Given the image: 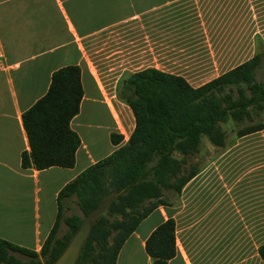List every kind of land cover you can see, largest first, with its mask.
Returning a JSON list of instances; mask_svg holds the SVG:
<instances>
[{
	"label": "crops",
	"instance_id": "1",
	"mask_svg": "<svg viewBox=\"0 0 264 264\" xmlns=\"http://www.w3.org/2000/svg\"><path fill=\"white\" fill-rule=\"evenodd\" d=\"M243 6L248 12L244 0H0V238L39 251L55 220L59 189L126 142L134 120L115 93L131 73L153 67L196 87L263 50L252 37L238 41L233 54L213 51L223 43L225 13L239 14ZM188 56L200 66L195 76L158 66L162 59ZM67 65L79 68L82 88L69 122L80 140L74 164L22 168L20 153L28 143L21 114L45 93L51 73ZM85 105L104 107L112 121L79 120ZM111 133L119 135L118 143L110 141ZM247 135L264 136V128L233 140ZM226 146L225 138L179 194L138 223L115 264H151L144 241L168 218L174 221L175 254L167 264H264L257 252L264 244V147ZM73 205V198L63 200L62 215L74 213ZM65 228L60 221L56 235Z\"/></svg>",
	"mask_w": 264,
	"mask_h": 264
},
{
	"label": "trees",
	"instance_id": "2",
	"mask_svg": "<svg viewBox=\"0 0 264 264\" xmlns=\"http://www.w3.org/2000/svg\"><path fill=\"white\" fill-rule=\"evenodd\" d=\"M261 69L263 77L257 79ZM81 96L77 66L51 73L45 93L21 114L28 143V150L20 153L22 168L73 166L80 140L69 122L78 113ZM118 96L134 120L126 142L59 189L55 220L39 251L0 238V264H50L81 219L97 206L75 264H115L121 245L138 223L179 194L198 173L200 164L192 158L201 149V139L223 147L226 135L221 123L229 118L243 124L252 113L264 110V49L196 87L179 74L146 67L123 79ZM262 128L264 121L244 124L234 130V136ZM110 141L118 143L119 135L111 133ZM70 198L80 215H62V202ZM60 221L66 228L57 236ZM144 250L151 264H167L175 254L173 219L150 232ZM257 252L264 259V244Z\"/></svg>",
	"mask_w": 264,
	"mask_h": 264
},
{
	"label": "rangeland",
	"instance_id": "3",
	"mask_svg": "<svg viewBox=\"0 0 264 264\" xmlns=\"http://www.w3.org/2000/svg\"><path fill=\"white\" fill-rule=\"evenodd\" d=\"M245 3L249 6V11L246 12L248 7L244 6L241 8L243 12H240L239 14H232L230 12H226V25L224 27V39L221 46H213L214 52H219L223 49V51L235 53L236 48L238 47L237 42H244L247 41L249 38L255 37L258 40L262 41L261 47H264V0H244ZM235 15L236 19L234 22L230 19L231 16ZM234 16V17H235ZM232 22V23H231ZM210 25V24H208ZM214 29H212L213 31ZM221 37V34L219 33L218 38ZM217 38V39H218ZM261 48H259V51ZM185 51H188L186 49H183L182 52L186 53ZM212 51V50H210ZM239 53V51L237 52ZM184 57V55H182ZM244 56V55H243ZM242 55L239 56L238 59L243 57ZM238 62V60H234L231 62H225V67H230L231 65H234V63ZM198 63H195V60H191L190 56L182 59H178L175 61L167 62L162 59L161 62H159L158 66L159 68H162L164 70H171L175 72H180L185 74L187 77L189 76H195L200 73V66L197 65ZM214 72V71H213ZM263 77V70H259L256 73V78L261 79ZM116 97H118V93H115ZM123 102V100H122ZM79 120L81 121H91V122H98L102 125L108 124L110 121H112V118L107 111L102 106H96V107H89V106H83L80 113H79ZM264 121V110L260 113H252L251 119L246 120L243 122V124L237 125L234 121L231 119H227L225 122L221 123V127L225 132L226 135V144L228 148H240V149H249L251 147H264V136H244L242 138H237L233 140L234 137V130H236L238 127L244 124L254 123ZM113 123V122H112ZM95 129H92V131ZM100 129H98L99 131ZM104 130L99 131V133H103ZM238 142V144L234 147L233 145ZM201 151L198 155L192 158L193 161H197L200 164L206 163L208 159L215 154L213 152L215 149L219 147H214L211 144L208 143V141L203 137L201 139ZM222 148V147H221ZM220 149V148H219ZM231 158V157H230ZM228 159V157L224 158ZM201 178L197 179V182H200ZM191 192V190H189ZM198 195L194 198V202H196ZM181 198L184 199V189L181 191ZM172 199V198H171ZM191 207H193L191 205ZM198 208H199V202H198ZM77 213L80 215V212L76 207L73 205L70 212ZM198 215H199V210ZM15 257L20 258L21 260H26V257L13 253Z\"/></svg>",
	"mask_w": 264,
	"mask_h": 264
},
{
	"label": "water",
	"instance_id": "4",
	"mask_svg": "<svg viewBox=\"0 0 264 264\" xmlns=\"http://www.w3.org/2000/svg\"><path fill=\"white\" fill-rule=\"evenodd\" d=\"M108 201V200H107ZM104 202H101L102 205ZM99 206L91 210L86 216H84L71 238L60 252V254L50 264H75L79 255L81 246L83 245L91 226L92 216Z\"/></svg>",
	"mask_w": 264,
	"mask_h": 264
}]
</instances>
